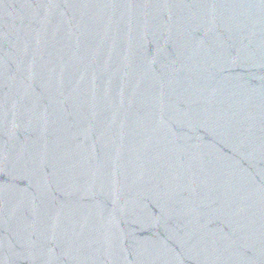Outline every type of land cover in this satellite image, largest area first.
<instances>
[{
  "label": "water",
  "instance_id": "obj_1",
  "mask_svg": "<svg viewBox=\"0 0 264 264\" xmlns=\"http://www.w3.org/2000/svg\"><path fill=\"white\" fill-rule=\"evenodd\" d=\"M0 264H264V0H0Z\"/></svg>",
  "mask_w": 264,
  "mask_h": 264
}]
</instances>
